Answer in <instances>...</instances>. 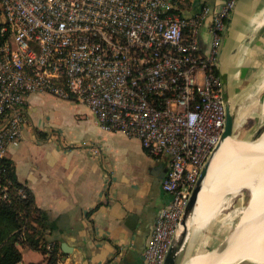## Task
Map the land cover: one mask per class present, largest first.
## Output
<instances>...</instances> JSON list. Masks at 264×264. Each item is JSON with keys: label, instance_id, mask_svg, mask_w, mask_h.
Wrapping results in <instances>:
<instances>
[{"label": "built area", "instance_id": "obj_1", "mask_svg": "<svg viewBox=\"0 0 264 264\" xmlns=\"http://www.w3.org/2000/svg\"><path fill=\"white\" fill-rule=\"evenodd\" d=\"M236 3L204 5L187 16L176 0H0V202L26 198L4 163L21 143L27 96L80 103L104 132L137 139L150 157L166 158L161 188L169 201L143 253V264H162L223 133L216 62ZM207 23L211 41L202 51Z\"/></svg>", "mask_w": 264, "mask_h": 264}, {"label": "crops", "instance_id": "obj_2", "mask_svg": "<svg viewBox=\"0 0 264 264\" xmlns=\"http://www.w3.org/2000/svg\"><path fill=\"white\" fill-rule=\"evenodd\" d=\"M176 1L187 16L204 5L223 3ZM263 14L264 0H237L222 35L217 72L237 117L245 113L242 98L256 100L264 94L263 52L257 48ZM208 25L200 38L202 51L211 41ZM254 70L257 76L244 83L238 105L232 106V89ZM23 110L22 140L7 162L44 216L40 248L54 246L67 264H143L156 215L169 201L161 188L166 158L150 157L137 139L104 132L80 103L30 94ZM38 252L46 264L48 254Z\"/></svg>", "mask_w": 264, "mask_h": 264}, {"label": "bare ground", "instance_id": "obj_3", "mask_svg": "<svg viewBox=\"0 0 264 264\" xmlns=\"http://www.w3.org/2000/svg\"><path fill=\"white\" fill-rule=\"evenodd\" d=\"M246 114L239 112L235 126ZM239 185L244 186L231 190ZM243 190L253 193L245 221L238 223L218 248L205 255H191L208 214L216 212L228 196ZM189 227L196 231L182 264H264V133L255 142L227 138L220 145L211 159Z\"/></svg>", "mask_w": 264, "mask_h": 264}, {"label": "rangeland", "instance_id": "obj_4", "mask_svg": "<svg viewBox=\"0 0 264 264\" xmlns=\"http://www.w3.org/2000/svg\"><path fill=\"white\" fill-rule=\"evenodd\" d=\"M261 35L259 39L261 41L257 45L262 53L261 64L264 63V14L261 16ZM264 68V67H263ZM257 76L256 70L247 74L245 77V82H239L232 89V106L238 105L240 101V94L243 92V85L250 78ZM55 98V97H54ZM264 94L260 95L258 99H244L241 100L242 110L247 111V116L241 120L233 130V138L238 141H256L264 133ZM262 99V101H258ZM61 100V99H60ZM250 101V102H246ZM258 101V102H257ZM253 104H255L253 106ZM247 106V107H246ZM251 108V109H250ZM250 109V110H249ZM249 111V112H248ZM261 128L260 133L254 137V133L258 128ZM244 185H239L231 188V190H238ZM253 199V193L251 190H243L237 196H228L224 201L222 206H218L217 211L213 212L211 215L208 214L206 221L203 224V228L198 235L196 244L193 247V251L190 252L191 255L200 256L205 255L218 248L223 242L228 238V236L233 232L234 228L238 223H243L246 219L245 211ZM217 216V217H216ZM214 219V220H212ZM212 220V221H211ZM206 223V224H205ZM206 227L204 228V226ZM196 230L192 232V236L187 244V248ZM187 248L183 254V259L185 258ZM18 249L22 255V263H34V264H44L42 254L38 251L32 250L28 247L18 245Z\"/></svg>", "mask_w": 264, "mask_h": 264}, {"label": "trees", "instance_id": "obj_5", "mask_svg": "<svg viewBox=\"0 0 264 264\" xmlns=\"http://www.w3.org/2000/svg\"><path fill=\"white\" fill-rule=\"evenodd\" d=\"M216 73L218 74L217 71ZM4 167L7 178L13 181L16 187H23L16 181L12 166L5 162ZM24 189L25 199L16 197L10 204L0 202V264H21L18 245L48 254L46 264H57L63 256L54 246L49 253L40 248L41 242L43 243L42 230H45L44 216L34 207L29 192Z\"/></svg>", "mask_w": 264, "mask_h": 264}, {"label": "water", "instance_id": "obj_6", "mask_svg": "<svg viewBox=\"0 0 264 264\" xmlns=\"http://www.w3.org/2000/svg\"><path fill=\"white\" fill-rule=\"evenodd\" d=\"M226 26H227V24H226ZM225 30H226V27H225ZM223 33H222V35H223ZM222 35H221L220 44L218 47L217 62H218L219 50L221 47L220 45H221ZM217 62H216V69H217ZM220 78H221V82H222L223 97H224V102H225V125H224V129H223V133L220 137L218 144L216 145V147L212 151L211 155L209 156V158L205 162V164H204V166H203V168L199 174L197 182H196L194 188L192 189V191L190 193V196H189L187 204L185 206L181 221H180L179 226L177 227V230H176V232H175V234L171 240L170 246L167 250V253L165 255V258H164V261L162 264H182L183 254L185 252V249L187 248V244H188L190 237L192 236V232H193L192 228L189 227V224L191 222V219L193 218L194 211H195L196 204H197L198 195H199V193L203 187V182L205 181V178L207 176L208 169H209V166L211 163V159L214 156V154L218 151L220 145L227 138H233V130H234L235 123L237 120V114L235 113V111L231 110L230 104H229V102L227 100V96H226V85L224 84V81H223L221 76H220ZM260 131H261V128L259 127L255 131L254 137L257 136L260 133ZM249 142H255V141H249ZM63 251L65 253L68 252L66 250H63Z\"/></svg>", "mask_w": 264, "mask_h": 264}]
</instances>
